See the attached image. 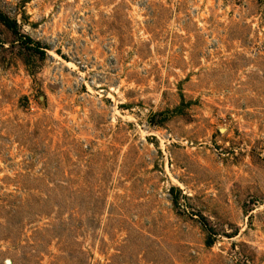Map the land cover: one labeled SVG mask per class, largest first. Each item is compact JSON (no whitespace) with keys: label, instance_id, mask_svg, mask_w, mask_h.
<instances>
[{"label":"rangeland","instance_id":"374dc122","mask_svg":"<svg viewBox=\"0 0 264 264\" xmlns=\"http://www.w3.org/2000/svg\"><path fill=\"white\" fill-rule=\"evenodd\" d=\"M0 13V264H264V0Z\"/></svg>","mask_w":264,"mask_h":264},{"label":"trees","instance_id":"16d2710c","mask_svg":"<svg viewBox=\"0 0 264 264\" xmlns=\"http://www.w3.org/2000/svg\"><path fill=\"white\" fill-rule=\"evenodd\" d=\"M0 20L9 28H13L15 27V23H12L11 21H9L3 14L0 13ZM40 54L44 55V51H40ZM209 246H211L213 243L212 241L209 239L208 243Z\"/></svg>","mask_w":264,"mask_h":264}]
</instances>
